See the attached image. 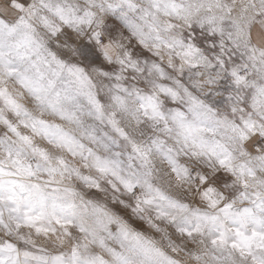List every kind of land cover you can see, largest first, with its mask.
Masks as SVG:
<instances>
[{
	"label": "snow or ice",
	"instance_id": "snow-or-ice-1",
	"mask_svg": "<svg viewBox=\"0 0 264 264\" xmlns=\"http://www.w3.org/2000/svg\"><path fill=\"white\" fill-rule=\"evenodd\" d=\"M0 264H264V0H0Z\"/></svg>",
	"mask_w": 264,
	"mask_h": 264
}]
</instances>
